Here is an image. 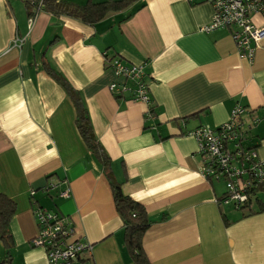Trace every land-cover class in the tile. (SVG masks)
I'll return each instance as SVG.
<instances>
[{
	"label": "crops",
	"instance_id": "crops-1",
	"mask_svg": "<svg viewBox=\"0 0 264 264\" xmlns=\"http://www.w3.org/2000/svg\"><path fill=\"white\" fill-rule=\"evenodd\" d=\"M211 15L204 2L139 0L94 25L43 10L29 24L24 0H0V192L16 205L11 264H47L30 242L36 207L69 216L76 236L91 243L80 264H134L102 166L44 61L79 91L122 192L144 206L151 264H264V211L242 216L218 203L224 186L204 178L189 135L242 105L258 119L249 144L264 157V39L249 60L227 30H199ZM104 54L146 63L148 104L112 96L116 76ZM49 182L58 185L45 191ZM64 190L69 197L59 195Z\"/></svg>",
	"mask_w": 264,
	"mask_h": 264
},
{
	"label": "built area",
	"instance_id": "built-area-1",
	"mask_svg": "<svg viewBox=\"0 0 264 264\" xmlns=\"http://www.w3.org/2000/svg\"><path fill=\"white\" fill-rule=\"evenodd\" d=\"M187 1L204 2L212 8L209 22L200 26V31L227 30L237 52L249 60L253 58L264 39V0ZM38 12V8L33 10L29 24H32ZM256 16L261 18L262 24L254 21ZM104 59L116 76V80L107 86L112 96L145 104L150 102L148 80L151 76L145 73V62L133 64L124 61L120 55L104 54ZM146 114L149 115V109ZM246 115L252 116L250 109L236 104L226 122L215 128L200 125L189 131L196 141L202 175L209 182H221L224 186L218 203L235 210L257 206L258 201H264V157L259 156L256 146L249 144L248 134L258 119L252 116L250 123L245 124L243 119ZM57 185L50 182L48 188L55 189ZM59 195L66 198L69 192L64 190ZM33 215L38 230L30 242L44 250L47 264H77L86 253H90L91 243L76 236L74 223L69 216L44 208H35Z\"/></svg>",
	"mask_w": 264,
	"mask_h": 264
},
{
	"label": "trees",
	"instance_id": "trees-1",
	"mask_svg": "<svg viewBox=\"0 0 264 264\" xmlns=\"http://www.w3.org/2000/svg\"><path fill=\"white\" fill-rule=\"evenodd\" d=\"M138 1L139 0H103L95 3L90 0L83 5H77L71 4L65 0H24L29 17L33 14V10L38 8L39 11L43 10L54 16L64 15L78 19L87 25H94L111 13L124 11ZM197 3L190 4L194 5ZM128 17L129 15L127 18ZM44 68L47 73L62 86L70 98L75 110V126L78 134L86 149L96 157L102 166L103 173L111 188L116 212L122 221L124 244L133 263L151 264L142 246L143 234L150 225V219L144 206L122 192L120 184L114 177L111 159L98 141L87 106L79 91L70 84L63 74L51 68L45 61ZM48 184L45 187V191L51 190V188H48ZM256 205L257 206H244L238 211L242 213V216L264 211V201H258ZM15 208V203L0 192V244L4 250V255L2 260H0V264L12 263L10 249L13 245V241L9 223L14 215ZM80 261L77 264H80Z\"/></svg>",
	"mask_w": 264,
	"mask_h": 264
}]
</instances>
